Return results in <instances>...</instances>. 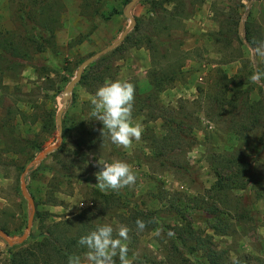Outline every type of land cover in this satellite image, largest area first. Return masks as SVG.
Wrapping results in <instances>:
<instances>
[{
  "label": "rangeland",
  "instance_id": "obj_1",
  "mask_svg": "<svg viewBox=\"0 0 264 264\" xmlns=\"http://www.w3.org/2000/svg\"><path fill=\"white\" fill-rule=\"evenodd\" d=\"M125 1L0 0V41L7 33L23 41L29 39L26 58L10 64L0 57V230H6L2 231L10 240L20 239L30 215L20 188L21 176L39 155L58 145L55 117L62 108L63 91L80 63L112 44L129 25L123 14ZM150 1L140 0L131 14L135 19H145L143 27L153 33V23L148 19L156 15L149 12ZM250 1L254 2L174 0L168 6L177 20L165 18L166 30L158 36L165 42L159 45L154 62L157 70L168 69L175 76L152 106H142L138 113L134 104L133 119L143 125L141 141H133L128 150L111 142L97 144L92 151L77 150L74 143L79 136L74 132L68 140L71 152L64 159L68 177H61L57 156H49L61 144L35 168L44 164L45 169L26 175L28 193L32 199L35 196L38 210L53 215L47 224L70 218L76 226L81 215L89 216L92 226H127L131 232L126 243L133 261L137 257L157 264H207L200 250L194 257L183 249L180 253L170 252L177 239L189 244L199 239L211 241L210 247L223 253L224 264H264V149L259 148L264 139V118L251 122L243 110L223 112L212 104V85H221L218 71L238 89H251L250 100L264 99V82L254 84L250 80L257 68L264 71V59H254L236 34L240 18L245 20L249 15L254 46L264 42V31L256 21L264 0H258L260 4L253 9L245 8ZM43 23L53 31H45ZM132 31L125 36L131 37L129 41L124 39L83 73L90 77L109 66L116 80L137 84L141 93L148 92L150 55L145 45L139 44L142 30L131 36ZM35 33L46 40L43 51ZM162 52L166 58L160 56ZM105 82L88 88L77 84L63 117L70 122L91 115V100ZM49 112L54 113L52 135L42 132L38 122L32 123L33 117L37 120ZM22 113L30 117L24 120ZM26 139L45 142L37 152L8 151L12 144L17 145L16 149L23 147ZM100 159L131 165L137 175L136 184L119 192L100 191L96 186ZM227 159L246 164V169L253 172L250 184L247 182L242 189H214L217 171ZM241 168L233 167L229 173L240 176ZM97 191L112 193L115 210L105 212ZM50 196L54 204L48 201ZM210 207L222 213L223 222L212 218ZM98 210L105 214L94 215ZM151 214L165 223L160 226L163 233L159 237L154 235L156 228H150L151 223L138 233L133 221L136 217L150 221ZM37 225L33 219L31 229ZM215 226L224 228L225 235L216 234L212 229ZM173 229L177 235L169 237L167 233ZM8 247L0 237V264H6Z\"/></svg>",
  "mask_w": 264,
  "mask_h": 264
},
{
  "label": "trees",
  "instance_id": "obj_2",
  "mask_svg": "<svg viewBox=\"0 0 264 264\" xmlns=\"http://www.w3.org/2000/svg\"><path fill=\"white\" fill-rule=\"evenodd\" d=\"M129 1L130 0H126L125 4H127ZM173 2L174 0L150 1L149 12L150 14L156 15L154 19H148L150 20V23H153V33L152 31H147L143 27V22L145 21V19H135L136 23L131 36L139 34L142 30L143 35L140 37L142 40L141 42H139V44L143 43V45H145L147 51L149 52L151 62V68L148 70L146 76L148 79L150 90L148 92L141 93L138 85L134 84L135 105L139 108L138 113L141 112L140 108L142 106L150 107L152 106L153 102H157L160 93L171 86L174 80L175 73H171L170 71L168 72V69H164L163 71L157 70L156 62H154V60L156 59L155 54L157 55L160 50L158 48L159 45L165 42V40L163 41L158 37L160 33L162 34L163 31L166 30L165 27H167V25L164 24L165 18H172L170 20L173 22H176L177 20L176 17L172 16V10L168 9V6ZM44 6L47 7V5L45 4ZM40 12L43 15L45 9L42 7V9H40ZM237 24L238 23L236 22L235 25ZM42 26L45 28V31H53L52 27H49L48 25H46V23H43ZM247 26L249 25L245 24L244 40L247 46L252 49L255 46L251 36L247 34ZM35 31L37 30L35 29ZM7 35L8 36L0 41V57L2 58V60H6V62L12 64L13 60L26 58L29 54L27 48L29 39L23 41L16 36H10L8 33ZM35 36L37 40H41L42 47H40V49L43 51L46 45L44 42H46V40L43 37L39 39L41 37L39 33H35ZM130 38V36H127L125 37V40L129 41ZM31 39L33 40L32 37H30V40ZM17 40H19V43ZM167 40L168 39H166V41ZM182 54L183 53H181V55L178 54V58H180V56L182 57ZM166 55V53L162 52L160 56L162 58H166ZM100 60H102V58ZM93 64H91L88 68H91ZM108 67H106L104 71H100L99 73H96L90 77H87L86 74L83 73L78 84H82L84 88H88L89 86H91V84L94 83L95 85L100 86L106 80L116 81V75L113 74L111 67ZM167 67L170 68L169 65H167ZM217 73L221 76L219 80L221 85H212V89L215 88L212 91V104H214V106L217 107L218 110L223 112L225 110L228 111L233 109L243 110L248 114V118L250 117L248 120H251V122H260V120L264 118V99L261 98L256 101L250 100L251 89L240 90L238 89V85L234 82H231L222 71H218ZM21 116L24 120L30 117V115L27 113H22ZM36 122L39 123L42 132H46L49 135H52L54 133V113L49 112L48 114L42 116L41 118H38L37 120L36 117H33L32 123L35 124ZM102 129L103 124L100 121L95 120L91 115H89L87 118L85 117V119L83 120H74L70 122L67 118H62L61 146L49 155L52 158L57 156L56 164L58 165V168H62L61 177L66 178L69 176V167L64 159L69 155V152H71L68 140L71 138V136H73V133L75 132L79 136V139H77V141L74 143V147L77 150L86 149L88 151H92L95 150L97 144L103 145L104 142H111L108 138L102 139ZM43 142L45 141L43 140L41 143H37L35 139H26L24 141L23 147H19L18 149H16L17 145L12 144L11 149L8 151L13 154H22V152H25L26 150H33L37 152L41 150L40 148ZM260 144L261 146L259 148L264 149V139L260 142ZM245 166L246 164L242 165L234 159H227L223 161L220 169L225 170L224 173H221V170L217 171V180L214 183V189L216 191L225 189H242V187L245 186L244 184H248L247 182H249L250 184V177H253V172L249 169H246ZM45 167L46 166L42 164L37 169L30 170V174L33 176L39 170L45 169ZM233 167H243L241 168L240 176H238V174L236 176L229 173L230 171H232ZM240 177L243 178V181L242 179H240ZM96 194L98 199L101 200V206L104 210H106V213L115 210L116 207L113 205L114 196L111 195L112 193H109V195H104L97 191ZM32 197L34 199L36 209L34 222L38 223V225L36 226V228L32 227L28 238L23 243L8 247V258L6 260V264H67L68 258L70 256H79L83 261V257L88 249L85 246L79 245L78 241L82 236H85L90 232L96 230L98 226H92L89 220V216L81 215L76 219V226H74V220L70 218L61 219L60 221L51 220V224H47L46 222L49 220V218L53 217V215H51L50 213L40 212L38 210V203L35 199V196L32 195ZM48 201L52 204L55 203V199L52 196L48 198ZM210 209L212 210L211 214L213 219L217 220V222L220 223L224 221V219L221 217L222 213H216V211L214 210V208L212 209V207H210ZM94 213V215L105 214L99 210ZM151 215L152 219H158L159 224L151 223L150 228H157L165 225L163 219L160 216L153 214ZM137 219L138 218L136 217L133 221L135 222ZM1 229L6 232V230H4L3 228ZM212 229L218 235H225L224 228L220 229L219 227L215 226L212 227ZM173 230L170 231L174 232V234L177 235L175 233L176 229ZM208 243H204L201 240L196 239L192 244H189L187 241L177 239L175 240L174 244L172 243V249L170 252H172L173 250L174 253H180L181 249H183L184 252H187L188 255L194 257V253L200 250L202 251L205 260H207V264H224V261H226V259L223 257V253H220L219 251L214 249L213 246L211 248L210 243L209 245ZM128 248H130V246H128ZM128 257L131 258L133 257V255L128 252ZM114 259L120 264L118 257ZM133 262L134 264H157L156 262L150 263L149 260H143L137 257L134 258Z\"/></svg>",
  "mask_w": 264,
  "mask_h": 264
},
{
  "label": "clouds",
  "instance_id": "obj_3",
  "mask_svg": "<svg viewBox=\"0 0 264 264\" xmlns=\"http://www.w3.org/2000/svg\"><path fill=\"white\" fill-rule=\"evenodd\" d=\"M255 43V42H254ZM253 58L264 59V42L252 48ZM252 83L264 82V71L259 68L250 77ZM93 110L91 116L103 124L101 130L102 139L108 138L111 143L125 150L131 149L133 141L140 142L143 135V125L133 119L135 104V86L128 81H106L95 93L91 100ZM101 170L96 173L98 183L96 186L102 192L109 190L119 192L125 187L134 186L137 175L131 165L124 161L107 163L99 160ZM159 224L157 218L150 221L137 219L135 221L137 232H143L148 224ZM114 231L116 235L114 236ZM131 229L119 225L114 229L111 225H103L89 234L82 236L78 243L85 246L88 251L83 257L70 256L67 264H116L114 258L118 257L120 264H133L128 257V241H130ZM163 233L162 227L154 230V235L159 237ZM169 237L174 233L169 231Z\"/></svg>",
  "mask_w": 264,
  "mask_h": 264
},
{
  "label": "water",
  "instance_id": "obj_4",
  "mask_svg": "<svg viewBox=\"0 0 264 264\" xmlns=\"http://www.w3.org/2000/svg\"><path fill=\"white\" fill-rule=\"evenodd\" d=\"M140 0H130L125 6H124V10H123V14L124 16L129 20V25L122 31L121 35L118 37L117 40H115L112 44H110L109 46H107L106 48L98 51L97 53L93 54L92 56L88 57L87 59H85L84 61H82L80 63V65L77 67L74 77L72 78V80L67 84L66 88L63 91V97H62V108H60L57 113H56V117H55V121L57 124V134H58V145L55 146L52 149H47L46 151H44L41 155H39V157H37L32 163H30L24 173L21 176L20 179V188H21V192L23 197L26 199L29 207H30V215L27 221V226L25 228V231L23 233V235L20 237V239L18 241H13L10 240L8 238V236L2 231L0 230V237L11 247L15 244H21L25 241V239L28 237L30 230H31V226L33 223V219H34V213H35V207H34V201L31 198V196L28 193L27 190V184H26V175L30 172V170L35 169L41 162L42 160H44L47 155L49 154V152H51L53 149H57L59 147V145L61 144V134H62V118H63V113L65 108L67 107L70 99H71V95H72V91L74 89V87L80 82L82 74L84 72V70L90 66L93 62H95L97 59H99L100 57H102L103 55L107 54L108 52H110L111 50H113L116 46H118L121 42L124 41L125 36L127 35V33L132 30L135 26L136 20L135 18L132 16L131 14V10L132 8L139 2Z\"/></svg>",
  "mask_w": 264,
  "mask_h": 264
},
{
  "label": "crops",
  "instance_id": "obj_5",
  "mask_svg": "<svg viewBox=\"0 0 264 264\" xmlns=\"http://www.w3.org/2000/svg\"><path fill=\"white\" fill-rule=\"evenodd\" d=\"M259 4H260V2L258 0H254V2L253 1H250L249 4L245 8L253 9V8L257 7ZM259 14L260 15H259V17H258V19L256 21H257V24L261 27L262 31H264V4L262 5ZM250 22H251V18H249V15L247 17H245V20H242L240 18L239 25L236 28V30H237V33H236L237 34V37L238 38L240 37L242 39L243 43L246 46H247V44L245 43V40H244L245 24H248L249 25ZM213 23H215V21ZM249 28H250V26H247V34L249 36H251L252 34L250 33ZM249 49L252 50L251 48H249Z\"/></svg>",
  "mask_w": 264,
  "mask_h": 264
}]
</instances>
